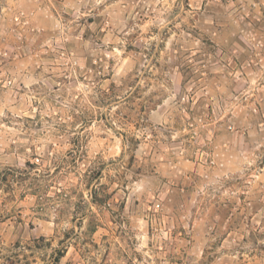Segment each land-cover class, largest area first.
<instances>
[{"label":"clouds","instance_id":"9594fccd","mask_svg":"<svg viewBox=\"0 0 264 264\" xmlns=\"http://www.w3.org/2000/svg\"><path fill=\"white\" fill-rule=\"evenodd\" d=\"M261 101L264 0H0V264H264Z\"/></svg>","mask_w":264,"mask_h":264},{"label":"rangeland","instance_id":"374dc122","mask_svg":"<svg viewBox=\"0 0 264 264\" xmlns=\"http://www.w3.org/2000/svg\"><path fill=\"white\" fill-rule=\"evenodd\" d=\"M15 2V0H13V3ZM261 103H264V101H261ZM99 182L100 183V189L101 191L96 192L95 187H93V201L92 202H96L99 201L98 207H103L104 206V202L106 200H110L111 196L114 195V193L111 192L110 189H108V185L107 183L103 182V173H98L96 174V180L93 181V183L95 182ZM191 186V182H188V185H186V187L190 188ZM85 197H87V193L84 194ZM14 200L18 199L20 201L19 205L17 206L20 210H21V219H23L24 216V210L25 209H29V197L25 196L23 193L18 194L17 196L13 197ZM214 210V209H213ZM93 213L95 214L96 209L93 208L92 209ZM32 227L35 228L37 226L36 222H30ZM96 223L100 224L101 227H94L93 231L95 232L96 235H100V234H104L105 238H107V233L103 232V220H100L99 217H97ZM193 227L196 226V222L193 221ZM41 228L43 229V226L41 225ZM181 231H184L183 229ZM46 237V233L42 230L41 234H40V239H44ZM63 239V238H62ZM72 252L73 250L70 248L67 250V254L65 257V261L64 264H69V262H71V264H76V260L73 259L72 256Z\"/></svg>","mask_w":264,"mask_h":264}]
</instances>
